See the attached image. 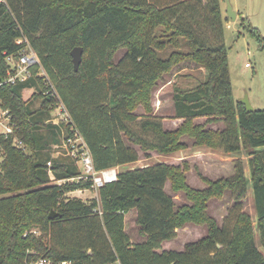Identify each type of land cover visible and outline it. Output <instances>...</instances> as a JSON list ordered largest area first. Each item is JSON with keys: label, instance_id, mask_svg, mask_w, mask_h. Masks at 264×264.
<instances>
[{"label": "trees", "instance_id": "obj_1", "mask_svg": "<svg viewBox=\"0 0 264 264\" xmlns=\"http://www.w3.org/2000/svg\"><path fill=\"white\" fill-rule=\"evenodd\" d=\"M201 3L0 0V81L7 54L29 46L40 62L26 81L0 85V104L11 112L25 143L18 147L0 135V264H23L39 256L74 264H264L256 243L257 235L264 248V109L247 111L234 99L220 2L204 0L205 11ZM75 46L83 48L77 70L70 54ZM120 48L125 54L115 63ZM185 60L204 68L205 77L191 87H174L173 118L182 122L165 130L158 118L151 119L152 89ZM24 89L32 91L30 97H24ZM36 97L41 104L33 109ZM58 103L69 119L54 124L48 115ZM138 104L148 117L138 119ZM198 117H205L204 123H194ZM210 122H223L224 129L205 128ZM59 130L65 141L74 131L79 134L97 170L138 160L137 150L126 141L144 151L173 152L183 147L179 137L184 134L195 146L245 149L252 156L250 174L246 177L241 164L232 176L216 180L200 173L207 186L196 189L179 166L156 162L119 170L117 180L97 188V197L83 200L68 196L92 188L90 179L78 178L77 159L48 155L50 139L56 142ZM167 181L191 203L176 208L165 190ZM247 186L255 224L237 203L232 227L219 226L207 213L208 200L238 189L239 200ZM132 209L144 237L137 243L125 230V214ZM186 222L206 225L207 234L183 250L160 251L161 243L174 239Z\"/></svg>", "mask_w": 264, "mask_h": 264}, {"label": "rangeland", "instance_id": "obj_2", "mask_svg": "<svg viewBox=\"0 0 264 264\" xmlns=\"http://www.w3.org/2000/svg\"><path fill=\"white\" fill-rule=\"evenodd\" d=\"M219 2L222 14V42L227 49L233 97L237 102L247 97L254 109H264V0H229L232 9L236 13L235 20L227 15V1L219 0ZM202 4H204V0H202L200 7L202 11H205ZM254 31L256 34H252ZM207 32L209 33V30ZM209 36L212 38L210 33ZM258 37L261 41H258ZM124 54L125 48L118 49L114 52L113 61L117 63ZM183 75L189 76L185 77ZM204 77V68L187 60L173 67L169 73L164 74L162 79L158 80L152 89L150 103L153 111L151 119H154V117L158 118L165 130H173L179 127L182 121L173 118L175 113L173 104L174 87H191ZM31 93V90H23L25 98L30 97ZM40 104L41 98L36 97L33 98L31 107L36 109ZM135 110V113L139 115L138 119L148 117L142 105L138 104ZM48 116L50 117L49 121L54 124H58L63 117L62 114H58L56 108L51 109ZM197 121L194 123H199L202 120L198 119ZM134 127L140 132L137 122ZM42 131L45 136H48L49 131L45 129ZM64 136L65 132L59 130L57 131L56 142L54 140L51 141L52 138L50 139L51 144L47 150L50 159H68L71 156L70 150L73 147L75 149L79 147L81 141L75 140L68 144L64 140ZM126 142L137 150L139 158L126 165L117 166L118 171L147 166L156 162H164L179 166L184 177H186L188 185L196 189H203L200 177L201 172H205V175L211 176V178L229 177L234 174L235 165L241 164L244 174L247 176L250 174L249 159L252 156H248L245 149H241L239 152L227 153L220 148L217 153H212L214 156L211 153L196 155L197 153L195 152L200 150V146L193 145L192 141L184 134L179 137V143L183 144V147L173 152H159L153 149L144 151L139 145ZM205 152L207 151L205 150ZM71 157L73 158V156ZM1 160L2 155L0 154V162ZM185 163L188 165L186 172L184 170ZM76 164L80 171L79 166L81 167V165L78 162ZM48 166H51L49 162ZM49 175L53 178L51 172H49ZM56 182L60 183L61 180H57ZM165 190L173 197L176 208L191 203L186 198L183 190H172L170 181L166 182ZM239 191V189L234 192L227 190L221 198H210L208 200L207 213L216 220L219 226L232 227L236 213L234 212L236 210L234 206L237 203L240 204V210L252 217L255 224V210L251 187L247 186L240 199L236 200ZM68 196L88 200L92 197H97V189L74 190L69 192ZM135 216V209L126 213L125 216V230L133 243L141 242L144 239V237L141 238L142 235L138 232ZM176 231L177 235L174 239L161 243L160 251L183 250L185 244L194 242L205 236L207 234V227L206 225L186 222L177 228ZM256 243L258 249L264 255V248L259 245L257 235Z\"/></svg>", "mask_w": 264, "mask_h": 264}, {"label": "built area", "instance_id": "obj_3", "mask_svg": "<svg viewBox=\"0 0 264 264\" xmlns=\"http://www.w3.org/2000/svg\"><path fill=\"white\" fill-rule=\"evenodd\" d=\"M23 40L18 39L16 42L21 43ZM7 63L6 75L0 85L3 83L16 84L18 82L26 81L32 75V69L35 66H40L39 59L36 53L27 46L19 54H7L5 57ZM248 65V64H247ZM39 74L43 75L44 71L40 68ZM58 110V114H62L63 117L61 120L67 121L69 115L63 106V104L58 103L55 107ZM61 109V110H60ZM18 126L15 125V122L12 119L11 112L9 109L4 108L0 104V135L10 138L13 145L18 147H24V140L18 135ZM79 140V147L70 150L71 156L77 159L78 164L81 165L80 176L78 178L90 179L91 187L94 189L99 188L100 186L113 182L117 180L118 177V167H109L97 170L93 164V160L89 151L84 144L82 138L77 132L74 133L66 139V143ZM34 234H37V230H32ZM23 264H74L71 260H54L49 257L39 256L37 258H26ZM118 264V263H111Z\"/></svg>", "mask_w": 264, "mask_h": 264}, {"label": "water", "instance_id": "obj_4", "mask_svg": "<svg viewBox=\"0 0 264 264\" xmlns=\"http://www.w3.org/2000/svg\"><path fill=\"white\" fill-rule=\"evenodd\" d=\"M226 1H227V15L231 19L235 20L236 19V13L232 9V6H231L229 0H226ZM70 54L72 57V63H73L74 69L77 70L78 66L82 60L83 48L81 46H75L71 49ZM239 103L243 104L247 111H253L254 110V108L250 105L247 97L240 100ZM53 216H54L53 213L49 214V217H53Z\"/></svg>", "mask_w": 264, "mask_h": 264}, {"label": "crops", "instance_id": "obj_5", "mask_svg": "<svg viewBox=\"0 0 264 264\" xmlns=\"http://www.w3.org/2000/svg\"><path fill=\"white\" fill-rule=\"evenodd\" d=\"M198 119H201L202 121L201 122H199V123H204V121H205V117H198V118H195L194 119V122H198L197 120ZM178 120H181V119H178ZM182 121V120H181ZM205 128H207V129H213V130H222V129H224V124H223V122H210V123H207L206 125H205ZM186 137H188V136H186ZM188 139H190L191 141H192V143H193V139L192 138H190V137H188ZM194 145V144H193ZM199 151H197V152H195V153H197L196 155H200V154H202V153H211V155L212 156H214L212 153H217L219 150H220V148H209V147H207V146H200L199 147ZM205 150L207 151V152H205ZM222 150V149H221ZM224 151V150H223ZM227 153H233V152H227ZM204 169V168H203ZM201 174L203 175V176H205V177H207L208 179H210V180H216V179H218V178H211V176H207V175H205V172L203 173V172H201ZM246 177H249V176H247L246 175ZM202 184H203V187L202 188H204V187H206V183L205 182H203L202 181ZM131 211V210H130ZM125 216H126V214H125ZM141 238H143V236H141ZM167 241V240H166ZM131 242H133L132 240H131ZM164 242V241H163ZM162 242V243H163Z\"/></svg>", "mask_w": 264, "mask_h": 264}]
</instances>
